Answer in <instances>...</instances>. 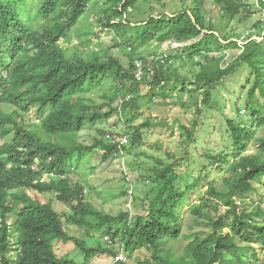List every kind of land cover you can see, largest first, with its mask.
<instances>
[{
    "label": "trees",
    "instance_id": "trees-1",
    "mask_svg": "<svg viewBox=\"0 0 264 264\" xmlns=\"http://www.w3.org/2000/svg\"><path fill=\"white\" fill-rule=\"evenodd\" d=\"M145 2L0 0V104L8 109L0 110V136L12 135L11 141L0 144V264H79L68 254L57 255L55 240L73 242L84 253V264L94 254L115 258L138 249L149 256L136 264H264L253 247L264 248V130L255 140L257 151L245 154L253 131L240 122V108L227 117L233 143L229 152L221 150L213 158L226 167L197 203L190 204L187 194L199 181L191 182L184 175L182 159L177 157L168 163L158 159V165L143 176L148 180L145 199L133 197L130 190L127 196L133 199L129 202L133 209L118 215L105 213L84 194L90 186L84 180L94 169L92 161L112 156L119 150V141L105 143L101 138L88 145L79 132L115 114L129 125L124 134L130 132V147L141 145L143 130L162 125L157 118L134 124L141 116L139 99L145 86L160 90L155 94L161 97L168 89L181 102L186 93L195 94L200 97L196 104L201 114V105H211L214 88L244 66L249 71L245 112L264 127V0H189L179 10H160L142 21L130 20L129 15ZM207 2L214 5L218 23L211 18ZM257 11L263 12V19L252 25L258 37L251 32L240 41V35L225 31L231 21L244 22ZM91 17L100 24V31H112L119 45L131 51L128 67L100 42H93L100 37ZM74 37L75 49L66 53L59 41ZM153 41L189 43L181 48L191 49L190 57L202 58L194 79L171 72L167 57L152 59L150 70L147 58L133 57L137 47ZM231 50L238 53L227 61ZM138 60L145 67L141 80L135 77ZM108 74L117 81L116 89L98 105L88 94ZM32 108L38 122L34 118L29 123ZM174 122L182 143L189 144L198 121ZM75 166L81 177L71 180ZM180 177L184 189L177 186ZM134 183L136 188L139 182ZM54 199L67 204L69 212L59 213ZM136 207L141 210L133 214ZM220 207L225 208L223 213ZM184 213L193 226L204 224L210 229L186 235L189 239L181 245ZM193 226L188 225L190 230ZM97 228L109 234L104 245L89 247L77 235L81 229ZM110 244L120 246L115 250ZM247 248L253 252L251 257L243 255Z\"/></svg>",
    "mask_w": 264,
    "mask_h": 264
},
{
    "label": "rangeland",
    "instance_id": "rangeland-1",
    "mask_svg": "<svg viewBox=\"0 0 264 264\" xmlns=\"http://www.w3.org/2000/svg\"><path fill=\"white\" fill-rule=\"evenodd\" d=\"M158 3L154 0H146L143 4H140L138 9L134 10L130 15L129 19L133 22L142 21L148 17L150 13H158L160 10H179L188 5L189 0H161ZM206 8L211 11V18L214 22H219V15L214 9V5L211 2L206 3ZM89 12L95 13L93 8H89ZM94 31L99 34L100 39L94 37L93 42H100L105 49L109 50V54L120 59L124 67H128L130 60V50H124L119 45V38L107 29L100 31V24L96 22L95 17H91ZM263 19V12L257 11L252 14L250 18L244 22L238 20L231 21L226 26V32L240 35V41L246 38L248 34L253 33V38L259 36V31H255L252 25L258 20ZM75 37L69 42L60 40L59 45L66 49V53H73L76 46ZM241 43V42H240ZM189 43H176L166 42L159 44L158 42H149L143 46L137 47L133 57L137 59L139 56L147 58V61L151 66L152 59H158L163 56L168 58L167 64L170 67L171 72L179 74L183 78L194 79L195 75L199 72V62L202 58L199 55L190 57L192 50L182 49L181 47ZM182 49V50H178ZM194 52V51H193ZM227 52V51H226ZM238 50L229 51L227 61L232 56L236 55ZM216 54V53H214ZM213 54V55H214ZM157 57V58H156ZM162 59V58H161ZM249 71L246 67L241 66L237 72L226 78L222 85H217L213 90V101L211 105L206 107L201 105V114L197 113V104L200 103V97L190 96L188 93L182 96V101L174 92L170 93L168 89L165 91L166 96L159 95L158 89H153L149 86L142 88L140 93V106L141 116L135 120L134 124H140L146 119L157 118L161 124L152 126L149 129L143 130V143L136 146L135 148L130 147V143H126L125 149L122 153L117 156H112L107 159L100 157L95 158L92 161L94 166L93 171L91 170L85 178V184L88 183L90 186L85 187L84 194L86 198H89L91 202L104 211L111 215H118L120 212L133 209V203L131 208L128 199V194L132 190V195L140 196L145 199V193L148 191L146 183L148 180L144 179L145 172L151 169L154 165H158V159H162L164 163H168L173 160V157L182 159V169L184 175L187 173L191 177V182L198 180V185L188 192L187 201L190 204L197 203L204 196V192L207 189V185L213 180H218L221 175V171L225 169L226 165L219 166V164L213 161L219 151L226 150L229 152V148L232 146V140L230 132L228 130L227 117L235 114L236 108H240L241 119L240 122L244 126H252L253 139L247 145L245 154L255 153L257 151L255 140L262 136L264 127L258 125L256 122H252L250 117L245 112L246 91L249 87L248 82ZM117 81L115 78L108 74L101 82V85L92 89L88 94L89 97L95 100L96 104L101 105L104 103V95H112L116 89ZM153 94L152 98L149 97ZM155 97V98H154ZM118 104V100L114 101V105ZM104 106L103 109H107ZM0 110L7 111V106L0 104ZM35 108L29 110V123L35 118ZM183 122V124L191 125L194 121H198V126L195 129L192 141L189 144H183L182 138L178 126L175 124V120ZM38 119L35 118V122ZM33 125V124H32ZM34 128L33 126H31ZM129 125L123 120L118 118L117 115L113 114L108 120L98 121L95 124L85 126L80 132V140H83L86 144L90 145L95 140L103 138L105 143L116 141L124 142V137H128L129 133L124 134L125 130L128 131ZM12 135H9L5 139H1L0 144L3 141H11ZM76 157V156H75ZM74 161V160H73ZM76 163V162H75ZM159 166H161L159 164ZM78 168L73 167L72 174L70 175L71 180L79 179L81 174L77 173ZM139 182V185L135 188L134 182ZM177 186L180 189L185 188V182L182 181L181 177L177 180ZM55 209L61 214H67L69 212V206L62 201L55 200L53 203ZM188 207L185 208L188 209ZM141 207H136L133 210L135 212L140 211ZM220 212L225 211L224 207L219 208ZM184 225L183 234L178 239L181 245L186 244L189 235L193 232L200 230L208 231L206 225L193 226L185 213L181 219ZM188 225L194 227L190 230ZM117 225L112 226V230ZM70 233H75L69 225ZM227 228H224V231ZM77 235L82 238L85 244L89 247H96L98 245H104L108 242L107 235L101 229H81ZM55 246V252L57 255L68 254L69 257L74 258L79 264H84L86 257L84 253L76 247L73 242H63L61 240H55L53 242ZM115 250L120 245L110 244ZM258 256L262 258L264 263V248H261L257 244H253ZM247 252L243 255L251 257L252 250L247 248ZM126 263L136 264L139 260L149 256L142 249L135 250L133 252H125L123 254ZM115 258L109 254H94L88 259L89 264H114Z\"/></svg>",
    "mask_w": 264,
    "mask_h": 264
},
{
    "label": "built area",
    "instance_id": "built-area-1",
    "mask_svg": "<svg viewBox=\"0 0 264 264\" xmlns=\"http://www.w3.org/2000/svg\"><path fill=\"white\" fill-rule=\"evenodd\" d=\"M147 66V70H150V65L149 64H147L146 65ZM136 67H137V70H136V72H135V77H136V79L137 80H141L142 79V77H143V74H144V65H143V63L141 62V61H136ZM126 143H128V137H124V142L122 143V141H119V150L118 151H116V152H114V155L115 156H117L119 153H122V151H123V146L124 145H126ZM130 202V201H129ZM115 262H118V261H125V257H124V255H123V253H119V254H117L116 255V257H115V260H114Z\"/></svg>",
    "mask_w": 264,
    "mask_h": 264
}]
</instances>
